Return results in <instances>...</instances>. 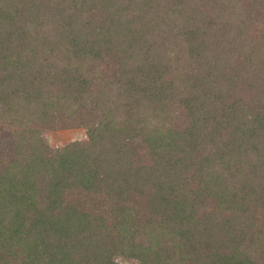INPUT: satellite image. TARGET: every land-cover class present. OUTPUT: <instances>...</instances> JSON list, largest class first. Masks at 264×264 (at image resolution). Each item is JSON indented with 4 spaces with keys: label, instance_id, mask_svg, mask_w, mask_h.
<instances>
[{
    "label": "trees",
    "instance_id": "16d2710c",
    "mask_svg": "<svg viewBox=\"0 0 264 264\" xmlns=\"http://www.w3.org/2000/svg\"><path fill=\"white\" fill-rule=\"evenodd\" d=\"M124 258L264 264V0H0V264Z\"/></svg>",
    "mask_w": 264,
    "mask_h": 264
},
{
    "label": "rangeland",
    "instance_id": "374dc122",
    "mask_svg": "<svg viewBox=\"0 0 264 264\" xmlns=\"http://www.w3.org/2000/svg\"><path fill=\"white\" fill-rule=\"evenodd\" d=\"M47 141L49 142L52 148H62L72 142H82L87 139L88 135L84 129H68L61 131H53L46 135ZM124 264H138L132 259H122Z\"/></svg>",
    "mask_w": 264,
    "mask_h": 264
}]
</instances>
